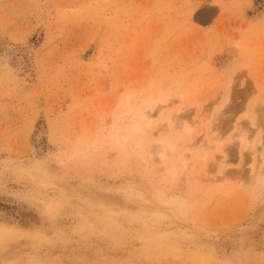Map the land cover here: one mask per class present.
Listing matches in <instances>:
<instances>
[{
  "label": "rangeland",
  "instance_id": "obj_1",
  "mask_svg": "<svg viewBox=\"0 0 264 264\" xmlns=\"http://www.w3.org/2000/svg\"><path fill=\"white\" fill-rule=\"evenodd\" d=\"M0 264H264V0H0Z\"/></svg>",
  "mask_w": 264,
  "mask_h": 264
},
{
  "label": "bare ground",
  "instance_id": "obj_2",
  "mask_svg": "<svg viewBox=\"0 0 264 264\" xmlns=\"http://www.w3.org/2000/svg\"><path fill=\"white\" fill-rule=\"evenodd\" d=\"M134 106H138V105H134ZM144 119H148V120L143 121V119H141L140 117H136L135 118V120H137V121H141L142 120L143 124L146 125L148 123V121H149V118L146 115V117ZM176 120H177V122H176V128H178L179 130H184V131H185V129H188L187 126H185L186 128L183 126L184 125L183 124V119L181 117H177ZM161 128H162V126L160 125L159 126V129H161ZM127 134H128L127 132L122 133V135H121L122 139L125 140L126 137H127ZM159 142H161V144H157V143H155V144H152V143L149 144V146H148L149 147V153H151V155L153 153V155H156V156L160 157L161 161H163L164 160V156H165L164 151H163V145L164 144H162L163 140H160ZM137 146L138 145L136 144V146H134L135 148H133V150H135ZM158 251H159V248L158 247H156V248L153 249V253L154 252L156 253Z\"/></svg>",
  "mask_w": 264,
  "mask_h": 264
}]
</instances>
